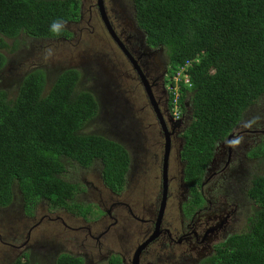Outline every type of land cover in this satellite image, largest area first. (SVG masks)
I'll return each mask as SVG.
<instances>
[{
    "label": "trees",
    "instance_id": "trees-1",
    "mask_svg": "<svg viewBox=\"0 0 264 264\" xmlns=\"http://www.w3.org/2000/svg\"><path fill=\"white\" fill-rule=\"evenodd\" d=\"M134 3L149 46L167 49V83L174 87L177 71L192 62L190 86L181 82L178 91L180 108L184 110L187 99L192 108L182 151L183 179L190 188L184 210L190 216L203 204L199 187L218 143L231 135L243 113L264 95V0ZM79 16L78 0H0V71L7 63L1 52L6 39L21 34L36 40L68 37L59 24ZM79 85L78 70L50 81L37 69L24 79L15 99L0 92V207H9L17 190L28 207L41 200L56 208L67 206L75 187L65 180L60 158L85 167L96 159L103 167L106 187L117 194L125 189L130 166L127 149L106 137L79 132L101 110L95 96ZM174 99L172 92V107ZM253 155L264 161V139ZM250 196L258 206L250 218L252 226L234 235L211 264H264V175L255 178ZM78 207L82 215L87 213ZM15 264L29 263L20 259ZM57 264L81 262L64 255ZM111 264L121 263L113 258Z\"/></svg>",
    "mask_w": 264,
    "mask_h": 264
},
{
    "label": "flooded vegetation",
    "instance_id": "flooded-vegetation-1",
    "mask_svg": "<svg viewBox=\"0 0 264 264\" xmlns=\"http://www.w3.org/2000/svg\"><path fill=\"white\" fill-rule=\"evenodd\" d=\"M104 1L108 18L114 30L115 28L124 29L123 33H118L115 30L119 42L112 39L110 35L109 37L116 46H118L116 42L119 45H124L135 59L132 60L125 51H121L135 72L144 95L146 90L142 83L143 76L137 67L141 71L143 70L145 75L148 74L147 77L150 79L156 75L153 78V84L154 93L159 102L153 104L146 93L147 101L145 100V103L158 133V139H154V147L157 148L155 160L161 171V186L159 179L157 191L153 194H149L146 188L143 193H140L143 194V197L140 195L137 200H133L131 203L121 200V195L130 188L135 171L140 165L137 154L142 152L145 156L146 150L142 145L140 122L133 118L131 105L119 94V101L107 109L111 110L110 113L121 111L131 121L135 130H131V133L139 137L138 144H132L130 147L131 154L121 140H113L102 135L103 131H115L122 139L117 126L110 125V128H103L96 125L103 110L101 104L99 113L87 120L84 128L79 132L106 137L127 149L130 155V166L126 175L125 189L120 194L117 192L115 194L112 191L113 194L107 193L105 189H109L105 185L103 188L98 184V179L104 184L102 180L103 167L99 171L101 163L94 159L89 167L82 166L73 160H71L73 163L70 166H68L69 163L64 166L65 180L75 187L73 199L68 200L67 206L56 208L49 205L47 201L41 200L28 207L22 197H19L15 192L13 201L20 199L22 206L25 205V213L20 214V221L32 224L26 239L22 236L21 242L16 246L20 252L24 251L20 259L33 264L35 256H38L39 264H57L62 256L69 255L81 264H111L113 258L119 260L121 264H203L215 255L218 246L226 241L228 245L229 238L246 231L237 230L241 225V218L247 213L241 210L244 208L245 200L253 203L254 208L250 207L254 211L253 217L258 210V206L250 196V191L255 178L261 175L264 166L263 159L253 155L254 149L264 139V115L259 116L257 120H245V114L249 109L260 108L264 103V95L258 103L243 113L241 121L231 135L218 143L199 187L203 204L188 216L184 206L190 202H187V198H190V188L181 191V186L184 184L180 185L177 178V167L174 164L169 167V190L166 194L167 166L175 150L176 158L183 163L184 135L193 120L185 113L181 118L178 117L179 114L172 108L171 91L173 88L170 83H167L170 77L167 50L164 47L149 46L146 33L125 5V0L113 3H109V0ZM74 21H78V19ZM123 23H125L124 27ZM68 34L69 37L60 36L47 40L73 38V34L69 32ZM151 55L155 56V59L158 58V61ZM111 64L112 59L109 64L94 63L85 59L84 67H82L84 69L94 65L99 67L98 77L93 78L92 81L96 83L94 88L102 94L104 92L106 94L107 88L110 86L117 89L114 82L116 77L108 66ZM33 71H26L28 73L26 76ZM43 71L47 75V80L50 81L58 78L62 73L57 69L52 71L48 68ZM78 71L82 72V69ZM106 77L107 82L104 81ZM21 80H18L19 88L23 83ZM1 85L13 87L15 81L9 84L3 78ZM89 91L98 100V94L95 91ZM184 110L192 111L189 102L185 103ZM108 116L109 113L108 115L104 114L105 122L108 121ZM251 162H255L257 167L251 165ZM159 188L161 189L159 190ZM166 195L167 200L164 203ZM174 197H178V204L174 207L176 211L169 213L168 208ZM11 204L10 206L13 205ZM162 204L165 212L159 222ZM41 206H44L45 209H41ZM78 206L86 209L87 213L82 215ZM193 206L194 204L191 207ZM63 215H72L77 218L78 222L73 223ZM251 216H246L248 222L243 224V228L252 226ZM62 222L66 223L62 236L61 233L46 229L48 226L59 230ZM36 229H39L37 238H51L46 243H32L31 250L27 253L25 250H28L29 247L25 248V246L32 240L34 236L32 232ZM121 230H126L128 233L129 239L125 248L118 244V232ZM104 237L107 241L103 242V247L102 239ZM125 252H127L126 255H123Z\"/></svg>",
    "mask_w": 264,
    "mask_h": 264
},
{
    "label": "rangeland",
    "instance_id": "rangeland-1",
    "mask_svg": "<svg viewBox=\"0 0 264 264\" xmlns=\"http://www.w3.org/2000/svg\"><path fill=\"white\" fill-rule=\"evenodd\" d=\"M78 1L80 3V6L83 4L84 11L88 16L89 0ZM116 1L122 0H109V2ZM125 5L129 8L132 15L136 18V8L134 0H125ZM94 9L97 10V6H95ZM65 39L67 38L52 40L50 42L48 40H33V38L22 34L16 39H6L5 44H7V46L5 45L1 52L7 59V63L4 67V71H0V92H5L9 100H13L17 97L20 83H18V80L22 79V82L28 74L22 68L26 64H32L38 70H44L45 68L47 69V67L45 66H49L52 69L60 67H64V69L66 70L82 69V85H79V88L89 89L92 92L95 91L98 94V100L103 109L101 113V118L96 121V125L103 128H110V125L117 126V128L121 132L122 139L120 138L119 134L115 131H103L102 135L113 140H121L131 154V145H137L139 140V137L137 135L131 133V130H134L131 121L128 120L121 111L110 113L111 111L108 112L107 109L109 106H114L117 103L111 102L109 99H107V97L113 93L120 94L124 98V100L131 105L133 118L140 122L142 145L146 150L145 156L142 152L137 154L140 165L135 171V176L133 177L130 183V188L126 191V193L121 195V200L125 203H131L133 200H137L140 195H142L143 197V194L140 193H143L146 188L149 194H153L155 191H157L159 179L161 186V171L159 165L156 163L155 160L157 157V154H155L157 148L154 147V139H158V133L157 128L153 122L152 116L146 107V93L144 95L143 91L141 90L139 86V80L137 79L135 72L133 71L131 65L126 60L124 55L121 53V50L118 48V46L113 43L108 33L102 27H98L97 33L90 38L91 52L85 53L82 56H87L92 59H95V56L93 55L94 53H97L102 56V59L104 61H106L108 58L112 59V64L108 66L109 69L113 70V74L116 77L115 83L117 89L114 90V88L110 86L109 89L111 90V93L106 96L105 92L102 94L98 91V89L94 88L96 83L95 81H92L93 78L98 77L99 67H97V65H94L91 68L84 69L82 67L76 66L75 64L79 61L80 55L72 45L64 43ZM77 42L78 37L75 38L74 44H77ZM21 64L24 65L22 66ZM19 65L21 66L19 67ZM25 68L27 70H31L28 66H25ZM1 78H4L5 82L9 84L12 81H15V85H13V87H4L1 85ZM106 101L108 103L107 106ZM108 113V121L105 122L103 117L104 114L108 115ZM185 113L188 117H190V110L189 112L186 111ZM245 115V120H257L259 116L264 115V103L260 106V108L249 109ZM72 163V161H67L66 165L68 164V166H70ZM171 164H174L175 167H177V178L181 185V170L184 164L176 158V150L174 151L171 157L170 165ZM251 165L257 167L255 162H251ZM99 171H101V165H99ZM261 175H264V166L262 168ZM98 184L104 188L100 179H98ZM160 189L161 188H159V190ZM105 191L109 193L108 190L105 189ZM16 193L19 197L21 196L18 190L16 191ZM170 197L171 194L169 195V198ZM187 200L186 201L189 202L190 198H187ZM177 204L178 197H174L172 199L171 205L168 208V212H175L176 209L174 207L177 206ZM243 204L244 208L241 210L247 213H245V216L241 218V225L238 226L237 230H247L248 227L243 228V224L248 222V217L246 216H253L254 213V211L250 209V207L253 206L252 202L245 200ZM41 209L44 210L45 207L41 206ZM22 213H25V209L22 206L20 199H17V201H15L14 204L9 208H0V264H14V262L22 258V254H24V251L20 252L16 248V246L21 242L22 236L24 238L27 237L28 230L30 229L32 224L20 221V214ZM63 216H66L73 223L78 222L76 220L77 218H74L72 215ZM64 228H66L65 222H62V226H59V230H54L52 227L46 226L47 230L49 229L55 231L56 233H61V236L65 230ZM38 231L39 229H36L34 232H32L34 236L32 240L25 246V248L29 247L28 250H25V252H30L32 243H46V241L51 238H37L36 235ZM118 234V244L125 248L129 239L128 233L126 230H121L120 232H118ZM229 240L230 238L228 239V244ZM55 241L57 242V240ZM106 241L107 239L106 237H104L102 239L103 247V242ZM226 245L227 241L218 246L217 250H224L229 247L228 245L227 247H225ZM126 253L127 252H125L123 255H126ZM216 254L217 253H215V255ZM39 259L40 258L38 256H35V261L33 264H39ZM210 259L206 260L203 264H211Z\"/></svg>",
    "mask_w": 264,
    "mask_h": 264
},
{
    "label": "water",
    "instance_id": "water-1",
    "mask_svg": "<svg viewBox=\"0 0 264 264\" xmlns=\"http://www.w3.org/2000/svg\"><path fill=\"white\" fill-rule=\"evenodd\" d=\"M109 3H113V2H109ZM95 6H98L97 10L94 9ZM122 26L124 27L125 23H123ZM59 27L66 30L67 32L73 34V38L65 39L64 43L72 45L77 50L78 54L80 55V59L75 65L79 66V67H84L85 59L87 61H91L94 63L109 64V61H110L109 58L106 61H104L102 59V56L97 54V53H94V55H93V56H95V59H92V58L87 57V56H82L85 53L91 52L90 38L97 33L98 27H102L108 33V35H110L112 37V39L114 38L117 42H119V39L117 37L118 34L116 33V31L118 33L124 32L123 28H115L116 31L114 30V28H113V26H112V24L108 18L104 0H89L88 16L86 15V13L84 11V6L82 4L80 6V17H79L78 21H69L66 23H60ZM76 37H78V42H77V44H74V40ZM48 41L51 42L52 40H48ZM117 42H116V44L119 46L121 51H123V52L125 51V53H127L132 60H135L129 54L130 52L126 49V47L122 44L119 45ZM151 56H152V58L155 59V56H153V55H151ZM105 57H107V56H105ZM155 60L158 61V58H156ZM21 65L23 66L24 64H21ZM21 65H19V67ZM25 66H28L31 70L36 69V67H34L32 64H26L22 67L24 71H28L25 68ZM47 68L52 70V71L54 70V69L50 68L49 66H47ZM55 69L60 71V73L61 72L64 73L66 71H69V70L64 69V67L55 68ZM137 69L140 72V74L143 76L142 77V83L145 86L147 96L150 98V100L152 101L153 104H156L155 102H159L155 96V93H154L153 78H155L156 75H153L152 78L150 79L149 77H147L148 74L145 75L143 70L141 71V69L139 67H137ZM3 71H4V69L1 72H3ZM2 79L3 78H1V80ZM107 80L108 79L106 77L104 79V81L107 82ZM23 81H24V79H23ZM110 93H111V90L108 87L107 92H106V96H108ZM107 99H109L111 102H118L120 98H119L118 93H113V94L109 95L107 97ZM191 110H192V108H191ZM169 167H170V163L167 166L168 175H167V178L165 180L166 194H168V190H169ZM184 168H185V165H183V168L181 170L180 180H181L182 185L184 184V179H183L184 178V175H183L184 174ZM103 186H104V184H103ZM186 188H187L186 184L181 186L182 191H185ZM108 192H109V194H113L110 190H108ZM166 200H167V195H166V199H165L164 203L166 202ZM163 204L161 206L159 222H161V219H162L164 212H165L163 209Z\"/></svg>",
    "mask_w": 264,
    "mask_h": 264
},
{
    "label": "clouds",
    "instance_id": "clouds-1",
    "mask_svg": "<svg viewBox=\"0 0 264 264\" xmlns=\"http://www.w3.org/2000/svg\"><path fill=\"white\" fill-rule=\"evenodd\" d=\"M97 9H98V8H97ZM103 24H104V23H103ZM104 26H105V25H104ZM54 27H58V25H54ZM105 28H106V27H105ZM155 48H156V47H155ZM157 48H159V47H157ZM166 50H167V49H166ZM167 56H168V52H167ZM168 57H169V56H168ZM168 61H169V58H168ZM188 63H190V66H191L192 62H191V61H188L187 64H188ZM187 64H186V65H187ZM190 66H189V68H190ZM181 68H182V67H181ZM189 68H188V69H189ZM179 70H180V69H179ZM179 70H178V71H179ZM178 71H177V72H178ZM188 73H189V70H188ZM188 80H189L188 83L186 82L185 79H183L181 82H184L186 85H189V86H190V79L188 78ZM173 82H174V80H173ZM181 82H180V83H181ZM174 84H175V83H174ZM175 86H176V85H175ZM175 86H174V87H175ZM171 87H172V86H171ZM174 87H172L173 89H172V91H171V93L174 92V94H175V99H174V101H173V107H172V108H173L174 112H176V113L179 114L178 117L181 118V117L183 116V113L186 112V110L184 111L183 109L180 108V106H179V102H178V97H179V92H178V91H179V89L176 90V89H174ZM179 88H180V85H179ZM186 102H189V104L191 105V102H190L189 99H187ZM186 102H185V103H186ZM191 113H192V111H191ZM185 114H186V113H185ZM190 117H191V116H190ZM191 118H192V117H191ZM60 161L64 164V166H66V162H67V161H71V160H70V159H67V158H60ZM102 180H103V179H102ZM103 183H104V182H103ZM184 184H185V183H184ZM104 185H105V184H104ZM105 186H106V185H105ZM187 188H188V186H187ZM110 191H111V190H110ZM113 193H114V192H113ZM0 208H3V207H0ZM217 251H218V250H217ZM217 251H216V253H217ZM216 255H217V254H216ZM211 259H212V258H211ZM211 259H210V262H211ZM18 260H19V259H18ZM16 261H17V260H16ZM16 261H15V262H16ZM14 264H15V263H14Z\"/></svg>",
    "mask_w": 264,
    "mask_h": 264
},
{
    "label": "built area",
    "instance_id": "built-area-1",
    "mask_svg": "<svg viewBox=\"0 0 264 264\" xmlns=\"http://www.w3.org/2000/svg\"><path fill=\"white\" fill-rule=\"evenodd\" d=\"M190 66V63H188L187 65L183 66L182 68H180V70L177 72L176 76L174 77V83H175V87L174 89H179V85H180V82L185 79L186 82L188 83L189 80V74H188V68Z\"/></svg>",
    "mask_w": 264,
    "mask_h": 264
}]
</instances>
